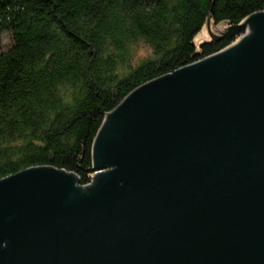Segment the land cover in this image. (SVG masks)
<instances>
[{
  "label": "water",
  "instance_id": "95a60500",
  "mask_svg": "<svg viewBox=\"0 0 264 264\" xmlns=\"http://www.w3.org/2000/svg\"><path fill=\"white\" fill-rule=\"evenodd\" d=\"M230 37L107 115L90 185L0 181V264H264V12L195 41Z\"/></svg>",
  "mask_w": 264,
  "mask_h": 264
},
{
  "label": "trees",
  "instance_id": "16d2710c",
  "mask_svg": "<svg viewBox=\"0 0 264 264\" xmlns=\"http://www.w3.org/2000/svg\"><path fill=\"white\" fill-rule=\"evenodd\" d=\"M262 12L264 0H0V45L10 38L0 50V181L47 167L90 185L107 115L144 84L233 45H197L209 16L236 27Z\"/></svg>",
  "mask_w": 264,
  "mask_h": 264
},
{
  "label": "rangeland",
  "instance_id": "374dc122",
  "mask_svg": "<svg viewBox=\"0 0 264 264\" xmlns=\"http://www.w3.org/2000/svg\"><path fill=\"white\" fill-rule=\"evenodd\" d=\"M9 44H10V38H9V36L8 35H4L3 36V39H2V43H1V45H0V50H4V49H6L8 46H9ZM200 45V44H199ZM143 50V51H142ZM141 51V53L143 54V53H145V52H147V50L146 49H142ZM223 51V50H222ZM221 52V51H220ZM204 60V59H203ZM199 62V61H198Z\"/></svg>",
  "mask_w": 264,
  "mask_h": 264
}]
</instances>
